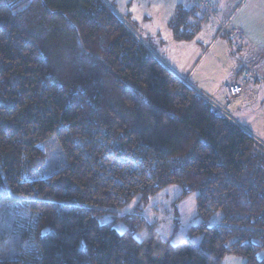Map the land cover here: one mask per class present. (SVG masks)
Wrapping results in <instances>:
<instances>
[{
	"label": "trees",
	"instance_id": "obj_1",
	"mask_svg": "<svg viewBox=\"0 0 264 264\" xmlns=\"http://www.w3.org/2000/svg\"><path fill=\"white\" fill-rule=\"evenodd\" d=\"M191 3L171 16L175 41L213 14ZM131 26L103 0H0V205L27 216L0 264H264V145ZM49 139L66 163L41 176ZM172 185L196 194L202 219L221 214L190 228L199 247L163 241L140 212Z\"/></svg>",
	"mask_w": 264,
	"mask_h": 264
},
{
	"label": "rangeland",
	"instance_id": "obj_2",
	"mask_svg": "<svg viewBox=\"0 0 264 264\" xmlns=\"http://www.w3.org/2000/svg\"><path fill=\"white\" fill-rule=\"evenodd\" d=\"M114 11L121 15H127V21L124 17L121 19L130 28L135 27L139 32L142 31L145 38L148 34L151 35L150 45L155 49L156 55L166 62L171 60H178L177 65L181 68L197 62L194 75L190 79L193 84L200 83L203 87L214 89L218 92V86L224 81L234 82L235 74L239 71L236 65L235 49L230 48L227 40L222 41L216 35L217 32L210 35V39L206 34L207 30L203 28L196 36L195 41L191 43L175 44L171 40V34L167 28V20L174 13V8L177 3L190 6L191 0H103ZM108 1V3L106 2ZM209 3L212 4L210 0ZM236 0H229L228 7L232 8L233 2ZM215 30V24L211 21L208 26ZM149 29L150 33L145 34V30ZM135 36L139 38L136 30H133ZM161 37L164 41L162 47L159 46L157 41ZM197 43V45L195 44ZM199 43V44H198ZM226 44V48L223 44ZM234 45V40H232ZM194 50H191L190 47ZM175 48H177L175 50ZM166 52V53H165ZM193 52L191 54L185 53ZM227 52V54H226ZM170 56V58H168ZM198 56V59H197ZM170 59V61H169ZM194 63V64H195ZM176 67V66H175ZM202 74V76H200ZM232 76L229 77V75ZM225 79V80H223ZM223 80V81H222ZM187 83V82H185ZM219 93V92H218ZM247 94V92L245 93ZM219 97V96H218ZM248 100L245 102L244 114L246 115L245 124L248 126L256 138L264 143V113L260 115L257 112L259 109L257 98L247 95ZM246 99V98H245ZM217 103V100H213ZM223 105V100H222ZM233 104L230 109H226L229 115H232ZM244 106V105H242ZM240 106V107H242ZM260 108H264L260 106ZM233 116V115H232ZM234 117V116H233ZM248 125V124H247ZM255 125V127H254ZM41 147L46 154L45 165L40 169L38 175L48 176L51 173L59 170L65 165L66 161L61 152L60 146L55 139H49ZM182 190L177 185L169 186L157 195L148 199L146 203H139V209L146 220L150 224H155L157 232L163 241H169L172 245L180 244L184 241H190L193 245L199 247L201 236H189L191 227L197 224L205 223L208 227L220 224V213H215L207 219H202L197 213L196 194L192 193L187 197L180 198ZM138 203L135 200L128 208L132 211ZM27 216H19L16 211V206L13 203L7 205H0V257L6 259H13L18 254L19 250L23 247L21 241V231L26 225ZM116 229L122 232L126 229L123 224H117ZM219 264H245L242 257L227 254Z\"/></svg>",
	"mask_w": 264,
	"mask_h": 264
},
{
	"label": "crops",
	"instance_id": "obj_3",
	"mask_svg": "<svg viewBox=\"0 0 264 264\" xmlns=\"http://www.w3.org/2000/svg\"><path fill=\"white\" fill-rule=\"evenodd\" d=\"M210 1L213 3L214 10L213 14L208 17V24L213 21V23L215 24V30L213 31V29H211L210 27L211 25L208 26V24L205 26L206 28L203 27L207 30L206 34H209L207 38L210 39V35L217 32L216 35H218L219 38H222L223 42L227 40L230 48L234 47L235 49V56L236 58H238L235 63L239 67V71L237 73V76L235 74L233 83L224 81L223 83H220V85H217L219 93L214 89L203 87L200 83L192 84L190 82V79L193 77L196 70L195 65L198 61L196 63L193 62L191 65L184 68H181L180 65H177L178 60L173 59L170 63L166 62L160 59L158 55H156L155 49L150 45L149 40L151 41V35L148 34L150 33V30L147 29L144 32L145 34H148L147 38L143 36L142 31L139 32L135 28L134 30L137 31L140 38L139 40L153 52V54L161 61V63L165 67H167L179 79L186 80L187 84L193 90H195L197 94L208 99L214 106L218 108L222 107L221 102L223 100L224 85H240L243 89V92L232 102L234 103L232 112V115L234 117L232 115L229 116L239 127L248 132L256 141L264 145V143L257 139L255 134L252 133L251 129L248 127L251 125L249 123H247L248 125L244 123V119H246V115L244 114V107L246 106L245 102L248 100L247 95L257 98V102L260 101L258 103L259 109H257V112H260V115L261 113L262 115L264 113V108H260V106L264 107V0H236L235 2H233V6L231 9L227 8L229 0ZM106 2L108 3V1ZM179 4L180 3H177V5ZM114 12L120 18L124 17L126 21L128 20L126 17L127 15H121L117 13L115 9ZM170 19L171 16L168 18L166 24L171 34L168 26ZM171 40L175 44H184L185 46L187 45V43L192 44V41H175L172 37V34ZM232 40H234V45L232 43ZM157 41L159 42V46L162 47L164 41L161 39V37H159ZM193 41H195V39ZM195 44L197 45L196 42ZM223 45L226 48V44L224 43ZM176 49L177 48H175V50ZM190 49L194 50L192 46L190 47ZM191 53L193 52L185 53V56H188L187 54ZM168 58H170V56ZM193 69L195 70L193 71ZM200 76H202V74ZM230 76H232V74H230L228 78H230ZM246 92L247 94H245ZM213 100H217V103ZM231 106L228 109H230Z\"/></svg>",
	"mask_w": 264,
	"mask_h": 264
},
{
	"label": "built area",
	"instance_id": "obj_4",
	"mask_svg": "<svg viewBox=\"0 0 264 264\" xmlns=\"http://www.w3.org/2000/svg\"><path fill=\"white\" fill-rule=\"evenodd\" d=\"M199 6H202L206 8L207 10H211V3H209L208 0H192ZM243 92V89L240 85L238 84H227L223 86V105L222 107H216L213 106L222 114L227 115L226 109H228L231 106V103L233 102L234 99L239 97L241 93Z\"/></svg>",
	"mask_w": 264,
	"mask_h": 264
},
{
	"label": "water",
	"instance_id": "obj_5",
	"mask_svg": "<svg viewBox=\"0 0 264 264\" xmlns=\"http://www.w3.org/2000/svg\"><path fill=\"white\" fill-rule=\"evenodd\" d=\"M183 82H186V80H182Z\"/></svg>",
	"mask_w": 264,
	"mask_h": 264
}]
</instances>
